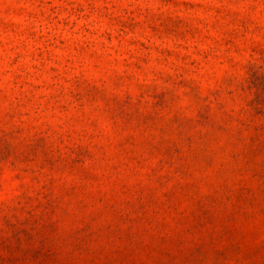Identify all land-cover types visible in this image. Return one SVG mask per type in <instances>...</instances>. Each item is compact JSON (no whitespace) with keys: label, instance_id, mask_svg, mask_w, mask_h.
<instances>
[{"label":"clouds","instance_id":"obj_1","mask_svg":"<svg viewBox=\"0 0 264 264\" xmlns=\"http://www.w3.org/2000/svg\"><path fill=\"white\" fill-rule=\"evenodd\" d=\"M0 264H264V0H0Z\"/></svg>","mask_w":264,"mask_h":264}]
</instances>
